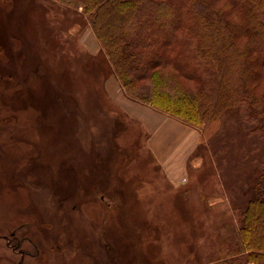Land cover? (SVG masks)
Segmentation results:
<instances>
[{
  "label": "rangeland",
  "instance_id": "rangeland-1",
  "mask_svg": "<svg viewBox=\"0 0 264 264\" xmlns=\"http://www.w3.org/2000/svg\"><path fill=\"white\" fill-rule=\"evenodd\" d=\"M80 6L0 0V264H251L238 229L264 136L250 133L248 105L189 123L200 142L186 182L170 180L145 121L110 95L113 78L142 102L102 48L89 49L100 42ZM255 75L250 88L264 96V66ZM136 81L192 83L171 66Z\"/></svg>",
  "mask_w": 264,
  "mask_h": 264
},
{
  "label": "trees",
  "instance_id": "trees-1",
  "mask_svg": "<svg viewBox=\"0 0 264 264\" xmlns=\"http://www.w3.org/2000/svg\"><path fill=\"white\" fill-rule=\"evenodd\" d=\"M80 3L127 95L192 125L246 104L250 133L264 136V96L250 88L264 66V0ZM179 41L177 50L174 44ZM162 66L173 67L192 83L183 89L137 85V79H152ZM178 98L188 102L175 103ZM253 190L240 214L238 232L244 248L240 256L251 264H264V166ZM88 192L86 198L96 199L97 189Z\"/></svg>",
  "mask_w": 264,
  "mask_h": 264
},
{
  "label": "crops",
  "instance_id": "crops-1",
  "mask_svg": "<svg viewBox=\"0 0 264 264\" xmlns=\"http://www.w3.org/2000/svg\"><path fill=\"white\" fill-rule=\"evenodd\" d=\"M88 47L92 51H99L101 48L93 42ZM107 89L111 96L116 97V102L122 107V110L141 122L145 121V125L150 129V133L147 135L149 139L146 143L155 151L156 158L160 161V167L165 171L169 179L186 182V176L189 171V159L200 142V133L198 134L197 129L194 126H190L189 123L182 122V120L172 116H163L164 114L167 115L166 113L160 115L156 112V114L151 110L152 108L147 106L148 104L142 105V102L140 103L124 96L125 94L122 93L113 78L108 81ZM144 117H147V119ZM121 119L118 118L117 121ZM158 127L163 132L164 136L162 138H160L161 132ZM166 134L174 136L175 142L170 141Z\"/></svg>",
  "mask_w": 264,
  "mask_h": 264
}]
</instances>
